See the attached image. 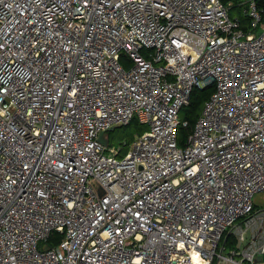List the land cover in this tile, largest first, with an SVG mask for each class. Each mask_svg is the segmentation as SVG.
I'll return each instance as SVG.
<instances>
[{"label": "built area", "instance_id": "obj_1", "mask_svg": "<svg viewBox=\"0 0 264 264\" xmlns=\"http://www.w3.org/2000/svg\"><path fill=\"white\" fill-rule=\"evenodd\" d=\"M242 7L0 0V264H264V17Z\"/></svg>", "mask_w": 264, "mask_h": 264}, {"label": "trees", "instance_id": "obj_2", "mask_svg": "<svg viewBox=\"0 0 264 264\" xmlns=\"http://www.w3.org/2000/svg\"><path fill=\"white\" fill-rule=\"evenodd\" d=\"M222 1L224 3H228V2L230 3V9H229L230 14L235 15L236 12H238L237 15L240 16L243 20H245V18H246L245 14H243L241 12L239 13V11H235V9L237 7L243 6L244 0H222ZM237 3H239V6H236V5H238ZM258 3L262 7V13H263V17H264V0H258ZM211 88H212L211 85H207V86H204L201 88H198V87L193 88L188 104L180 110V116H182L181 118H187L188 119V125L178 126L179 142L181 144L184 143L183 140L185 139V137L187 136V134L191 130L193 122L195 121V118L197 117L199 110L201 108L202 102L209 95ZM130 122H128V123H130ZM136 133H140V132H136ZM133 136H134V134L131 135L130 138L128 140H126V142H124V143H126V144L129 143L133 139Z\"/></svg>", "mask_w": 264, "mask_h": 264}, {"label": "rangeland", "instance_id": "obj_3", "mask_svg": "<svg viewBox=\"0 0 264 264\" xmlns=\"http://www.w3.org/2000/svg\"><path fill=\"white\" fill-rule=\"evenodd\" d=\"M237 4L238 5L236 6H239V3ZM242 8L243 7L241 6L237 7L235 11H239V13H242ZM236 14H238V12H236ZM144 129H146V124L141 123L136 118H134L128 124L116 125L113 130H107L106 134L108 143L111 145L119 146L122 143L126 142V140H128L131 135L135 134L136 132H141ZM252 200L255 206H264V190L255 192Z\"/></svg>", "mask_w": 264, "mask_h": 264}, {"label": "water", "instance_id": "obj_4", "mask_svg": "<svg viewBox=\"0 0 264 264\" xmlns=\"http://www.w3.org/2000/svg\"><path fill=\"white\" fill-rule=\"evenodd\" d=\"M118 125H122V124H118ZM115 126H116V125L111 126V127L109 128V130H113ZM98 139H99L103 144H106V143H107V136H106L103 132H100V133H99Z\"/></svg>", "mask_w": 264, "mask_h": 264}]
</instances>
